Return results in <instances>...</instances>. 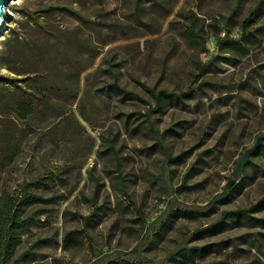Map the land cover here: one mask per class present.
I'll use <instances>...</instances> for the list:
<instances>
[{
  "label": "rangeland",
  "instance_id": "374dc122",
  "mask_svg": "<svg viewBox=\"0 0 264 264\" xmlns=\"http://www.w3.org/2000/svg\"><path fill=\"white\" fill-rule=\"evenodd\" d=\"M8 11L0 74L42 63L78 91L74 99L59 89L58 108L38 113L24 141L18 182L66 178L39 188L66 197L33 207L40 221L23 237L20 252H34L26 264H103L142 242L145 255L168 264H264V227L232 216L223 231L204 232L224 210L264 197V142L233 173L264 135V0H11ZM146 86L196 91L182 103L163 98L152 130L145 114L156 100ZM230 177L235 191L215 212L166 221L173 205L206 206ZM254 214L264 217V205ZM206 244L217 245L180 252Z\"/></svg>",
  "mask_w": 264,
  "mask_h": 264
},
{
  "label": "trees",
  "instance_id": "16d2710c",
  "mask_svg": "<svg viewBox=\"0 0 264 264\" xmlns=\"http://www.w3.org/2000/svg\"><path fill=\"white\" fill-rule=\"evenodd\" d=\"M242 0H237V7ZM262 1L253 9L250 16L244 21V32L247 31L251 21L258 15L261 9ZM66 10L77 19L88 23L89 19L75 8H66ZM29 15L34 12H28ZM138 21H143L140 13H135ZM37 26L42 25L40 17L34 18ZM194 39L200 38V35L191 32ZM22 45V44H21ZM35 49L36 46H31ZM50 51V50H49ZM35 63V62H34ZM32 65V64H31ZM46 64L37 63L35 68H26L23 64L18 67H10V74H0V264H26L28 259L34 255L33 250L26 249L20 252L23 244V237L30 233L32 227L38 225L40 218L33 207L42 203H53L66 197L65 193L43 194L39 188L51 189L50 181L60 179L64 184L66 178L57 176L50 172L45 176H35L30 181L18 182L17 172L21 171V159L26 150L24 141L28 135V128H33L35 116L38 113L47 115L58 108L54 96L59 89L65 93H70L75 99L78 91L71 89L70 85L60 86L55 82L50 69H41ZM3 66L1 65L0 68ZM15 75L12 76L11 74ZM195 83L196 80L194 79ZM125 95H130L119 84H113ZM146 90L156 100V106L148 110L145 114L146 121L152 130L154 124L152 120L153 113L159 111L163 98L174 102L182 103L185 99L190 98L195 90L192 86L187 92H169L165 89L157 91L155 88L146 86ZM142 100L138 95L135 96ZM50 131L43 133L40 144L45 147L46 137ZM50 180V181H47ZM235 178L230 177L225 191L215 196L206 206L199 208H189L183 204L173 205L168 213L166 221L176 217L195 218L207 216L215 212L220 204L225 203L234 193ZM264 205L262 197L256 205L240 209H226L221 213L220 219L214 224L207 227L204 232L216 234L224 230L229 217L243 219L249 226L264 227V217L254 214L259 206ZM217 244H206L202 246H181L180 252L188 256L194 254L204 255L213 252V247ZM143 242L139 243L129 252L120 251L115 256H109L103 264H168L165 261H156L145 255L141 249Z\"/></svg>",
  "mask_w": 264,
  "mask_h": 264
},
{
  "label": "water",
  "instance_id": "95a60500",
  "mask_svg": "<svg viewBox=\"0 0 264 264\" xmlns=\"http://www.w3.org/2000/svg\"><path fill=\"white\" fill-rule=\"evenodd\" d=\"M10 2L11 0H0V37H2L4 33L7 31V27H8L7 20L10 17L8 6ZM263 142H264V135H260L257 138L255 144L245 151L243 157L238 161L237 167L233 172L235 176L239 177L242 174L244 167L250 161L251 155L256 152L258 147Z\"/></svg>",
  "mask_w": 264,
  "mask_h": 264
},
{
  "label": "bare ground",
  "instance_id": "6f19581e",
  "mask_svg": "<svg viewBox=\"0 0 264 264\" xmlns=\"http://www.w3.org/2000/svg\"><path fill=\"white\" fill-rule=\"evenodd\" d=\"M9 14H10V12H9Z\"/></svg>",
  "mask_w": 264,
  "mask_h": 264
}]
</instances>
